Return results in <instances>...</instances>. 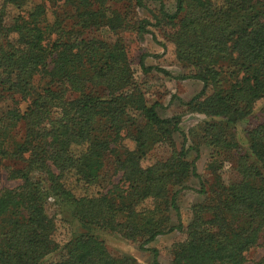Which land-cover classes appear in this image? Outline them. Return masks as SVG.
Returning a JSON list of instances; mask_svg holds the SVG:
<instances>
[{"label": "trees", "instance_id": "16d2710c", "mask_svg": "<svg viewBox=\"0 0 264 264\" xmlns=\"http://www.w3.org/2000/svg\"><path fill=\"white\" fill-rule=\"evenodd\" d=\"M148 1L157 12L135 18ZM150 27L180 78L202 82L183 105L207 117L190 133L211 150L207 179L188 158L180 117L160 116L135 79L120 33ZM162 146L167 155L143 163ZM1 169L18 184L0 188V264H131L98 233L146 249L182 230L171 217L192 177L203 197L169 264H264L247 259L264 249V0H174L171 11L163 0H0Z\"/></svg>", "mask_w": 264, "mask_h": 264}, {"label": "rangeland", "instance_id": "374dc122", "mask_svg": "<svg viewBox=\"0 0 264 264\" xmlns=\"http://www.w3.org/2000/svg\"><path fill=\"white\" fill-rule=\"evenodd\" d=\"M165 8L169 11L173 10L174 0H163ZM159 3L156 1H148L146 6L137 7L134 9L135 18H151V12H157ZM99 34L105 38H113L114 36L106 29H100ZM125 40L127 46L128 57L134 71V76L137 83L143 90L145 97L149 103L157 102V111L162 117H170L178 115L180 117V129L183 134L187 135V146L190 147L188 158L194 161L196 171L200 178L207 179L210 177V171L207 168L211 160V150L202 144H198L196 139L191 136V131L206 120L207 117L196 112H187L183 102L188 101L196 95L202 88V82L193 79H182L185 70L176 63L174 56L167 45L164 49L161 43L163 39L159 32L150 27L148 32H136L134 30H126L120 33ZM160 42V44H159ZM143 57V58H142ZM145 67H150L149 71L144 73L140 66V61ZM157 68L165 69L169 74L157 70ZM244 128L247 122L240 123ZM190 134V135H189ZM240 142H244V134L238 133ZM174 139L176 147L179 148L182 143V135L175 133ZM198 145V152L193 150L194 145ZM169 153L168 148L162 146L150 153L148 159L143 163L147 164L155 158L165 156ZM222 178L227 181L233 178V170L229 162H224L221 168ZM18 184L17 181L7 179L5 172L0 170V188L14 187ZM199 188V179L192 177L189 180L188 188L182 190L178 196V205L180 216L172 214L171 223L177 224L180 221L183 225L182 230H173L169 233L158 236L152 242L146 244L142 249L138 242L125 240L117 235L99 232V236L104 240L109 253L113 256H127L131 264H151L152 253L148 249H156L158 252L159 264H169L171 260V248L173 244L185 238L186 225L191 218V206L199 203L202 200V195L197 192ZM54 207L49 206L48 212L53 213ZM58 229L55 234V239L60 244L67 239L68 226L58 221ZM264 255V249L258 245L252 248L247 253L249 262L255 261ZM62 256V250L52 255L50 259H59ZM249 264V263H248Z\"/></svg>", "mask_w": 264, "mask_h": 264}]
</instances>
